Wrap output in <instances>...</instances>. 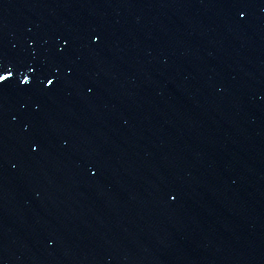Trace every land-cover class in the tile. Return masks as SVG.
<instances>
[{
  "label": "water",
  "instance_id": "95a60500",
  "mask_svg": "<svg viewBox=\"0 0 264 264\" xmlns=\"http://www.w3.org/2000/svg\"><path fill=\"white\" fill-rule=\"evenodd\" d=\"M0 62V264H264V0H0Z\"/></svg>",
  "mask_w": 264,
  "mask_h": 264
},
{
  "label": "snow or ice",
  "instance_id": "6c2138e0",
  "mask_svg": "<svg viewBox=\"0 0 264 264\" xmlns=\"http://www.w3.org/2000/svg\"><path fill=\"white\" fill-rule=\"evenodd\" d=\"M26 67L28 68V71L32 73V79H30L29 76L25 75L24 78L19 81V84L30 87L32 85L33 80L35 79V73L38 71V69L31 65H26ZM5 68L6 66L2 62H0V84H4L10 78H13L14 72L19 71L17 65H12L11 70H5ZM45 79H47L48 85L53 84L52 79H48L47 77H45ZM173 199H175V197Z\"/></svg>",
  "mask_w": 264,
  "mask_h": 264
}]
</instances>
